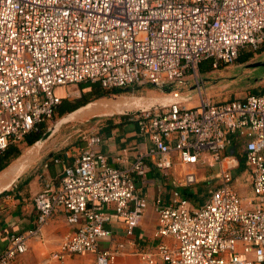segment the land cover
Instances as JSON below:
<instances>
[{
	"label": "built area",
	"instance_id": "obj_1",
	"mask_svg": "<svg viewBox=\"0 0 264 264\" xmlns=\"http://www.w3.org/2000/svg\"><path fill=\"white\" fill-rule=\"evenodd\" d=\"M263 46L264 0H0V154L56 117L59 87L170 90L194 81L191 90L201 91L204 61L218 70ZM130 120L148 151L119 169L98 149L101 134L86 136L60 183L46 182L34 197L35 227L11 235L0 264H15L60 210L77 229L49 261L94 253V264H115L128 251L122 243L100 249L112 234L111 211L134 236L148 206L137 187L146 160L167 172L174 157L190 169L177 187L197 184L201 167L215 169L216 185L198 207L177 190L168 205L155 203V237L174 244H134L141 264H264V90L226 102L200 92L197 106L178 103Z\"/></svg>",
	"mask_w": 264,
	"mask_h": 264
},
{
	"label": "crops",
	"instance_id": "obj_2",
	"mask_svg": "<svg viewBox=\"0 0 264 264\" xmlns=\"http://www.w3.org/2000/svg\"><path fill=\"white\" fill-rule=\"evenodd\" d=\"M254 63H260V65L250 67ZM259 67H264V50L259 54H254V57L246 63L238 61L233 65L222 66L220 69L214 70L213 75L210 76L211 85L206 91V96L215 102H226L233 99H244L250 94L262 92L264 90V70L260 72ZM97 86L100 85L82 83L59 87L56 92L63 100L76 104L83 102V95L92 92ZM194 92L190 90L188 95H177L164 99V101L190 96V99L184 103L188 107H194L199 104V98H196ZM106 99L107 97L96 99L92 96L91 101L85 104L90 106L83 109L79 115L92 105ZM158 102L156 100L145 103L140 101L138 104L128 101V105L138 104L134 106L137 108L143 105L151 106ZM114 114L106 115L109 117L103 119L100 124L101 127L97 132L101 134L103 142L98 149L108 156L113 166L125 169L135 161L140 152L148 151L150 141L140 134L138 123L131 121L129 115L119 113L114 116ZM57 115H59L58 110ZM85 116L87 115H82L79 118ZM18 146L21 149V155L0 172V254L8 247L11 235L24 233L35 227L37 211L34 197L41 192L46 182L60 183L65 167L74 163L85 147V142L73 146L62 135L55 133L39 145L37 142L28 145L24 140ZM228 153H235L232 146L229 147ZM120 156L125 157L124 161L116 160ZM146 166L148 171L143 178L137 180V187L139 193L147 199L148 206L139 226L134 231V236L126 235L124 221L114 211H111L112 222L105 225L112 234L100 241V249L114 248L117 244L122 243L125 244L128 251L127 254L118 256L115 264H141L138 256L133 253L136 248L134 244L151 250H154L161 242L174 244L173 239L162 240L155 237L157 229L155 203L158 200L162 204L168 205L172 193L177 190L194 207H198L206 202L210 190L216 185V181L213 179L215 169L201 167L197 169L199 175L197 184L210 183L207 194L193 192L191 187L197 184L189 187H177L176 180L190 169L181 166L176 157H174L173 169L167 172L158 170L150 159L146 160ZM240 172L241 170L236 171V175L239 176ZM76 229L75 225H70L67 222L66 213L63 210L58 211L44 228L42 237L30 240L28 251L19 256L15 264H94L96 259L94 253L74 255L68 257L64 263L48 260L50 254L59 249L63 237L73 233Z\"/></svg>",
	"mask_w": 264,
	"mask_h": 264
},
{
	"label": "rangeland",
	"instance_id": "obj_3",
	"mask_svg": "<svg viewBox=\"0 0 264 264\" xmlns=\"http://www.w3.org/2000/svg\"><path fill=\"white\" fill-rule=\"evenodd\" d=\"M263 50H264V46L258 52V54L261 53V51ZM263 70H264V67H259L260 72ZM200 71L204 79V85H202L201 91H198L196 89L194 90L195 92L193 91L197 99L199 98L200 92L204 94L205 91H208L211 85L210 76L213 75L214 70L211 68L209 61H204V63L200 65ZM194 85H195V82L191 81L185 86H182L179 88L173 87V89H170V91L166 89L161 90L151 85L140 88V89L138 88L126 89V91L113 95L112 97L107 98L105 101L117 100V99L125 100L127 101L126 107L128 111L129 110L133 111L137 109V108H134V106L140 104V101L145 103V102L156 100V101H159V103H161L166 98H172L177 95L179 96L188 95V93L190 92L191 88L194 87ZM128 101L132 103L136 102L138 104L132 106L131 105L132 103H131L128 105ZM112 114L114 113L106 114L105 111L103 110L102 112H99L97 115H87L83 118H78L77 120L73 119L72 121L62 123L61 127L57 129L56 135H62V137L66 139L68 143H72L73 146H77L78 144H80V142H85L84 138L86 136H89L99 130V127H101L100 124L103 122V119L109 117L106 115H112ZM117 115H119V113L114 114V116H117ZM62 118L63 117L56 115V117L45 128H43L44 129L43 131L46 132L49 128L57 126L59 123H61ZM209 186H210V183L208 182L200 183L195 186H192L191 190L193 192H197L198 194H203V193L207 194ZM196 206H198V204Z\"/></svg>",
	"mask_w": 264,
	"mask_h": 264
},
{
	"label": "trees",
	"instance_id": "obj_4",
	"mask_svg": "<svg viewBox=\"0 0 264 264\" xmlns=\"http://www.w3.org/2000/svg\"><path fill=\"white\" fill-rule=\"evenodd\" d=\"M254 52L251 50H245L240 58L238 59L239 62L246 63L252 57H254ZM237 61V62H238ZM210 62V66L212 68V62ZM204 63V62H203ZM202 63V64H203ZM222 67V66H221ZM220 67V68H221ZM224 67V66H223ZM169 90V89H166ZM126 91V89H113V90H105L101 86H97L93 89L92 92L86 93L83 95L84 101L80 103H71L68 100H63L62 104L58 107L59 116L62 117L65 114L71 113L76 109L80 108L81 106L89 103L91 101V97L94 96L96 99L104 98V97H112L113 95L119 94L121 92ZM170 91V90H169ZM43 135V130L39 133H32L26 136L25 140L28 145H33L36 143L41 136ZM234 143H239V141L235 140ZM21 155V149L18 145H11L7 151L3 154H0V172L7 168L14 160H16Z\"/></svg>",
	"mask_w": 264,
	"mask_h": 264
},
{
	"label": "water",
	"instance_id": "obj_5",
	"mask_svg": "<svg viewBox=\"0 0 264 264\" xmlns=\"http://www.w3.org/2000/svg\"><path fill=\"white\" fill-rule=\"evenodd\" d=\"M259 65H260V63H254V64H251L250 67H257ZM187 99L189 100L190 96L189 97L174 98L173 100H166V101H162L161 103L158 102V103H155L154 105H151V106L143 105V106L137 107L136 110L124 111L121 114L130 116V115L138 114V113L144 112V111L160 110V109L167 108V107L174 105V104L184 103L185 101H187ZM81 108L82 107H80V108L76 109L75 111L69 113L68 115L64 116L61 119V123H59L57 126L49 128L45 133H43L41 138L37 141V144L39 145V144L45 142L46 140H48L49 138H51L56 133L57 129L61 127L62 123L72 121L73 120V119H71L72 113L78 111Z\"/></svg>",
	"mask_w": 264,
	"mask_h": 264
},
{
	"label": "bare ground",
	"instance_id": "obj_6",
	"mask_svg": "<svg viewBox=\"0 0 264 264\" xmlns=\"http://www.w3.org/2000/svg\"><path fill=\"white\" fill-rule=\"evenodd\" d=\"M166 99H169V98H166ZM126 103H127V101L122 100V99L104 101V102L92 105L89 109H87L85 112H83L82 114L79 115V113L83 109L90 106L88 104V105L82 107L81 109H79L78 111L72 113L71 119L79 118L82 115L97 114L99 112H102L103 110L105 111L106 114L121 113V112L126 111V109H127Z\"/></svg>",
	"mask_w": 264,
	"mask_h": 264
}]
</instances>
